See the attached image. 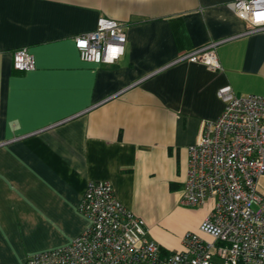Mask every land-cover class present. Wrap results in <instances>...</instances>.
Wrapping results in <instances>:
<instances>
[{
    "label": "crops",
    "instance_id": "1",
    "mask_svg": "<svg viewBox=\"0 0 264 264\" xmlns=\"http://www.w3.org/2000/svg\"><path fill=\"white\" fill-rule=\"evenodd\" d=\"M235 0H0V264L69 243L79 204L109 181L163 253L214 207L183 202L188 147L224 110L218 90L264 95V31L247 33ZM125 26L114 63L84 61L75 37L100 17ZM223 70L176 59L212 41ZM22 47L36 69L13 67ZM183 196V197H182ZM179 212L193 220L176 228Z\"/></svg>",
    "mask_w": 264,
    "mask_h": 264
},
{
    "label": "built area",
    "instance_id": "2",
    "mask_svg": "<svg viewBox=\"0 0 264 264\" xmlns=\"http://www.w3.org/2000/svg\"><path fill=\"white\" fill-rule=\"evenodd\" d=\"M235 12L247 21V33L264 31V0H235ZM127 42L125 26L100 17L97 27L75 37L84 61L114 63ZM212 41L180 55L175 62L202 63L223 70ZM13 67L28 72L36 59L26 47L13 55ZM225 107L216 121L203 123L189 159L183 202L214 207L200 231L187 232L183 248L163 253L146 221L128 209L109 181H91L79 204L86 229L69 243L35 252L26 264H264V95H237L231 85L218 90Z\"/></svg>",
    "mask_w": 264,
    "mask_h": 264
},
{
    "label": "rangeland",
    "instance_id": "3",
    "mask_svg": "<svg viewBox=\"0 0 264 264\" xmlns=\"http://www.w3.org/2000/svg\"><path fill=\"white\" fill-rule=\"evenodd\" d=\"M258 189L260 192H262L264 194V176H262L260 179H259V182H258ZM183 197V196H182ZM207 203V202H206ZM205 203V204H206ZM190 207H193L191 205H189ZM201 206V205H200ZM193 220V217H192V214L190 213H186V212H179L176 216H175V225H176V228H182L184 227L185 225H188L192 222Z\"/></svg>",
    "mask_w": 264,
    "mask_h": 264
}]
</instances>
